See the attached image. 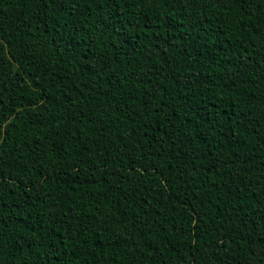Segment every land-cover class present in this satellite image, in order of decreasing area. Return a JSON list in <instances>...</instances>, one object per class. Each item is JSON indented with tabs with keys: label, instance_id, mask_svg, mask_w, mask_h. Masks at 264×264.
Listing matches in <instances>:
<instances>
[{
	"label": "trees",
	"instance_id": "obj_1",
	"mask_svg": "<svg viewBox=\"0 0 264 264\" xmlns=\"http://www.w3.org/2000/svg\"><path fill=\"white\" fill-rule=\"evenodd\" d=\"M0 264H264V0H0Z\"/></svg>",
	"mask_w": 264,
	"mask_h": 264
}]
</instances>
